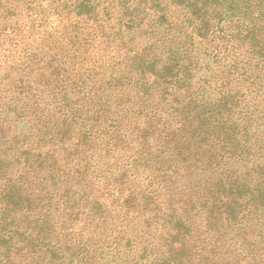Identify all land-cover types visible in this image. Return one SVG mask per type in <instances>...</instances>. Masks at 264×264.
Returning <instances> with one entry per match:
<instances>
[{
    "label": "trees",
    "instance_id": "1",
    "mask_svg": "<svg viewBox=\"0 0 264 264\" xmlns=\"http://www.w3.org/2000/svg\"><path fill=\"white\" fill-rule=\"evenodd\" d=\"M0 264H264V0H0Z\"/></svg>",
    "mask_w": 264,
    "mask_h": 264
},
{
    "label": "rangeland",
    "instance_id": "2",
    "mask_svg": "<svg viewBox=\"0 0 264 264\" xmlns=\"http://www.w3.org/2000/svg\"><path fill=\"white\" fill-rule=\"evenodd\" d=\"M170 21H171V27H172V30L170 31V39L166 40L168 42V44L172 43V44H177L179 41L177 40V38H182L184 36H180V35H185V33H188L186 30H187V25L186 23H184L182 21V16L180 14V12L178 10L175 9V14L172 16V18H170ZM203 60H199L198 61V64H197V68H202L201 71H198L196 73V82L198 80H200L201 78L205 77V66H203V63H202ZM215 76H216V72L214 71L213 73ZM241 84V83H240ZM201 88H203V84L200 83L199 85ZM193 87H195V85H193ZM232 88H235V85L231 86Z\"/></svg>",
    "mask_w": 264,
    "mask_h": 264
}]
</instances>
